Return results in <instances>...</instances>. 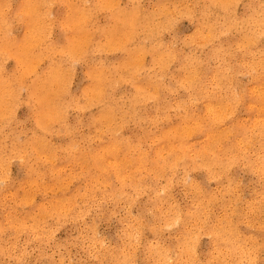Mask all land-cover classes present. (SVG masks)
<instances>
[{
  "label": "rangeland",
  "instance_id": "obj_1",
  "mask_svg": "<svg viewBox=\"0 0 264 264\" xmlns=\"http://www.w3.org/2000/svg\"><path fill=\"white\" fill-rule=\"evenodd\" d=\"M29 1V63L20 0L0 13V264H264V0ZM179 125L186 147L162 149ZM109 153L125 168H98Z\"/></svg>",
  "mask_w": 264,
  "mask_h": 264
},
{
  "label": "bare ground",
  "instance_id": "obj_2",
  "mask_svg": "<svg viewBox=\"0 0 264 264\" xmlns=\"http://www.w3.org/2000/svg\"><path fill=\"white\" fill-rule=\"evenodd\" d=\"M5 1L6 0H0V13H1V5H3L4 3H5ZM216 1H218V0H216ZM44 2V1H43ZM219 2V1H218ZM229 2V1H228ZM40 3V2H39ZM102 3V2H101ZM100 3V4H101ZM219 3H221V2H219ZM219 3H217L216 2V4H219ZM225 3V2H224ZM30 1L29 0H20V6H21V9H22V11L23 10H25L26 12L25 13H27V17H28V19L27 20H25L26 21V25H28V32L20 39V40H18V42H19V44L17 45L16 43H14V42H16L15 41V39H14V41H13V43H11V41H10V44H11V46H12V44H13V46H14V44H16L17 45V48H18V50H20L22 53L24 52V54H25V56H26V63H29L28 62V60L29 61H31L32 59H33V57L34 56H36V54H35V52L33 51V47H34V44H33V42H32V40L30 39V36L31 35H35V37L36 36H39V35H41L42 34V29L40 28V26H38L37 25V21H36V15L38 14H36V13H32L31 11H32V9L30 8ZM100 4H99V6H100ZM223 4V3H222ZM228 4V3H227ZM226 4V5H227ZM230 4V3H229ZM102 5V4H101ZM101 7V6H100ZM103 7H104V4H103ZM135 7V6H134ZM225 7V6H224ZM31 9V10H30ZM131 9H133V8H131ZM137 10V9H136ZM18 11L19 12H21V10H20V7L18 8ZM80 12L82 11V10H79ZM86 11H88V10H86ZM123 11V10H122ZM125 11H126V9H125ZM129 11H131V10H129ZM128 11V13L127 14H125V16L128 18V20H130L131 19V17L132 18H137V17H135L131 12H129ZM79 12V13H80ZM83 12V11H82ZM16 13H18V12H16ZM86 13V12H85ZM88 13H89V11H88ZM122 13V15H123V12H121ZM125 13V12H124ZM141 13V12H140ZM140 13H138V14H140ZM166 14V13H165ZM164 14V15H165ZM42 15V14H41ZM75 15V14H74ZM79 15V14H78ZM90 16V15H89ZM140 16V15H139ZM138 16V17H139ZM145 16V15H144ZM42 17V16H41ZM77 17V16H76ZM79 17H80V15H79ZM87 17V16H86ZM148 17V16H147ZM154 17V16H153ZM70 18V17H69ZM72 18V19H71ZM70 18V21L71 20H74L75 21V23H76V19H73V17H71ZM144 18V17H143ZM156 18V17H155ZM26 19V18H25ZM77 19H79V18H77ZM83 19V18H82ZM126 19V18H125ZM145 19V18H144ZM148 19V18H147ZM154 19V18H153ZM246 19V18H245ZM86 20H87V18H86ZM79 21V20H78ZM81 21V20H80ZM88 21V20H87ZM135 21V20H134ZM148 21V20H147ZM147 21H145V22H147ZM152 21V20H151ZM157 21V20H156ZM5 22V21H4ZM7 22V21H6ZM73 22V21H72ZM139 22V21H138ZM143 22V21H142ZM141 22V23H142ZM158 22V21H157ZM87 23V22H86ZM140 23V24H141ZM151 23V22H150ZM153 23V22H152ZM155 23V22H154ZM153 23V24H154ZM5 24V23H4ZM79 24H81V23H78V25ZM158 24V23H157ZM167 24V23H166ZM40 25V24H39ZM84 25V24H83ZM126 25H127V22H126ZM125 25V26H126ZM5 26H7V23H6V25ZM5 26H3V27H5ZM81 26V25H80ZM85 26V25H84ZM135 26H137V25H135ZM135 26H133V27H135ZM158 26V25H157ZM79 26H77L76 28H78ZM86 27V26H85ZM8 28V27H7ZM80 28V27H79ZM81 28H82V26H81ZM123 28V27H122ZM121 28V30H123ZM128 28H129V24H128ZM4 29V28H3ZM3 29H1V30H3ZM86 29V28H85ZM111 29H113V28H111ZM156 29H158V28H156ZM6 30V29H5ZM33 30V31H32ZM84 29L82 28V31H83ZM109 30V29H108ZM125 30H127V29H125ZM134 30V29H133ZM155 30V29H154ZM4 31V30H3ZM81 31V32H82ZM84 31H87V30H84ZM109 31H111V30H109ZM112 31H114V30H112ZM111 31V32H112ZM157 31V30H156ZM111 32H107V33H110V34H108L109 36L112 34ZM115 33H117V31H114ZM113 32V33H114ZM85 33V32H84ZM91 33V32H90ZM134 33H135V31H134ZM79 34V33H78ZM104 34H106V33H104ZM156 34V33H155ZM79 35H81V33L79 34ZM133 35V34H132ZM5 36H7V34L5 35ZM9 36V35H8ZM32 37V36H31ZM65 38H66V35L64 36ZM12 38V37H11ZM68 38V37H67ZM250 38V37H249ZM251 38H252V36H251ZM36 39V38H35ZM247 40H248V36H247ZM250 40V39H249ZM2 41V40H1ZM69 41V40H68ZM246 41V40H245ZM9 42V41H8ZM65 42H66V40H65ZM112 42V41H111ZM1 43V42H0ZM35 43V42H34ZM83 43V42H82ZM110 43V42H109ZM66 44V43H65ZM122 44V43H121ZM4 45V44H3ZM15 45V46H16ZM64 45V44H63ZM73 46L74 45V42H72V41H70V44H69V46L68 45H66V46H68V48L67 49H73V48H75L76 46H73V47H71V46ZM98 45V44H97ZM8 46H10V45H8ZM54 46V45H53ZM81 46H82V44H81ZM85 46V45H84ZM124 46V45H123ZM138 46H140V45H138ZM1 47H3V46H1ZM60 47V46H59ZM64 47H65V45H64ZM70 47V48H69ZM100 47H102V45L100 46ZM104 47V46H103ZM146 47V46H145ZM79 48H82V47H79ZM136 48H137V46H136ZM141 48V47H140ZM139 48V49H140ZM142 48H143V45H142ZM57 49V48H56ZM59 49V48H58ZM60 49H62V47H60ZM86 49V48H85ZM84 49V50H85ZM18 50H12L11 52H10V54L11 55H13V56H16V60H17V63L18 64H22L23 63V61H24V63L22 64V65H24V64H26L25 63V60H23L24 58L21 56L22 54L21 53H19V51ZM54 50V49H53ZM84 50L82 51V52H84ZM136 50V49H135ZM134 50V51H135ZM143 50V49H142ZM58 51V50H57ZM56 51V52H57ZM59 51H62V50H59ZM58 51V52H59ZM63 51H64V49H63ZM62 51V52H63ZM69 51V50H68ZM136 51H138V48H137V50ZM135 51V52H136ZM145 51V50H144ZM157 51H158V49H157ZM157 51H155V52H157ZM127 52V51H126ZM131 52H133V51H131ZM159 52H161V51H159ZM163 52V51H162ZM64 53V52H63ZM70 55L71 54H73L74 53V49L73 50H71V51H69L68 52ZM68 53L67 54H65V55H67L68 56ZM123 53H124V51H123ZM138 52H136L135 54H137ZM24 54H23V56H24ZM125 54V53H124ZM158 54V53H157ZM38 56V55H37ZM74 56V55H73ZM128 56H129V51H128ZM133 56V55H132ZM131 56V57H132ZM130 57V56H129ZM165 58H167V57H165ZM123 59V58H122ZM125 59V58H124ZM164 59V58H163ZM193 59V58H192ZM166 60V59H165ZM190 60V59H189ZM122 61V60H121ZM124 61V60H123ZM130 61H132V60H130ZM165 62V61H164ZM55 63V62H54ZM163 63V62H162ZM166 63V62H165ZM135 65V64H134ZM251 65V64H250ZM31 66V65H30ZM60 66L61 65H59V63L57 64H51V71H50V74H49V76H48V78L50 77V80H51V83H52V80H54L53 82H55V78L56 77H58L57 79H59L60 78V76L61 75H63V74H60V71H59V69H60ZM114 66V65H113ZM112 66V67H113ZM128 66V65H127ZM25 67H26V69H25ZM25 67L23 68V69H25V70H27V68H28V66L27 65H25ZM102 67V66H101ZM111 67V66H110ZM116 67V66H115ZM128 67H130V66H128ZM32 68V67H31ZM92 69V68H91ZM90 69V70H91ZM99 69V68H98ZM118 69H121V68H118ZM114 71H115V69H114ZM118 71V70H117ZM191 71V70H190ZM196 71H197V69H196ZM17 72V71H16ZM61 72H64V71H61ZM111 72V71H110ZM109 72V73H110ZM189 72V71H188ZM18 73V72H17ZM23 73V72H22ZM21 73V74H22ZM25 73V72H24ZM66 73V72H65ZM190 73V72H189ZM195 73V72H194ZM20 74V73H19ZM192 74V73H191ZM12 75V74H11ZM108 75H111V74H108ZM14 76V75H13ZM18 76V75H17ZM21 76V75H20ZM47 76V75H46ZM68 76V75H67ZM103 76V75H102ZM105 76V75H104ZM16 77V76H15ZM63 77V76H62ZM114 77V76H113ZM40 78V77H39ZM45 78H47V77H45ZM44 78V79H45ZM104 78H106V77H104ZM104 78H100V77H98V78H95V80H96V83H95V86H94V91H96V92H102L103 90H104V86H105V81H104ZM111 78V77H110ZM1 79V78H0ZM10 79H11V77H10ZM61 79H63V78H61ZM66 79V78H65ZM113 79V78H112ZM64 80V79H63ZM94 80V79H93ZM188 80V79H187ZM5 81V80H4ZM9 80H7V82H8ZM37 81H38V79H37ZM49 81V80H48ZM58 81H60V80H58ZM62 81V80H61ZM108 81V80H107ZM148 81V80H147ZM193 81H195L194 79H193ZM3 82V81H2ZM111 82V81H110ZM117 82H118V80H117ZM190 82H191V80H190ZM40 83H41V81H40ZM63 83V82H62ZM64 83H66V82H64ZM116 82H115V78H114V84H115ZM1 84V86H2V83H0ZM6 84V83H5ZM39 84V83H38ZM43 84L45 85V82H43ZM48 84V83H47ZM55 84H56V82H55ZM55 84L53 85V86H55ZM192 84H193V82H192ZM4 85V84H3ZM6 85H8V84H6ZM41 85H42V83H41ZM44 85H42V87H41V89H43V87H44V89H45V87H46V85L44 86ZM48 85H50V83L48 84ZM63 85V84H62ZM65 85V84H64ZM63 85V87H66V86H64ZM94 85V84H93ZM35 86H36V82H35ZM38 86H40V85H38ZM191 86V85H190ZM195 86V85H194ZM4 87V86H3ZM51 87H52V85H51ZM56 87V86H55ZM58 87H60V86H58ZM63 87H61V88H63ZM110 87V86H109ZM114 87V86H113ZM192 87V86H191ZM33 89H34V87H32ZM39 88V87H38ZM49 88V87H48ZM48 88L46 89L47 90V92H49V90H48ZM53 89H54V87H52ZM4 89V88H3ZM7 89V88H6ZM43 89V90H44ZM53 89H51V90H53ZM106 89H107V87H106ZM110 89V88H109ZM113 89V88H112ZM111 89V90H112ZM0 90H2V88L0 89ZM40 90V89H39ZM39 90H37V91H39ZM59 90H61V89H59ZM63 90V89H62ZM62 90H61V92H62ZM138 90H139V88H138ZM3 91V90H2ZM64 92L66 91V90H63ZM86 91V90H85ZM137 91V90H136ZM141 92L143 91V90H140ZM36 92V91H35ZM47 92H45V93H47ZM51 92V91H50ZM54 92H56V91H54ZM53 92V93H54ZM135 92V91H134ZM37 93H39V92H37ZM42 93H44L43 91H42ZM41 93V94H42ZM52 93V94H53ZM1 94H3V93H1ZM40 94V93H39ZM40 94V97H42V98H40L42 101L43 100H45L46 102H43V103H41L42 105H40L41 107H42V109L41 110H43V111H45V110H50V109H54V112H55V114H60L61 112H60V107L56 104V105H52V100H51V102H50V99L47 97V96H45V94H44V96L45 97H43L42 95ZM49 94V93H48ZM58 94H59V92H58ZM57 93H56V96L58 95ZM62 94V93H61ZM136 93H134V95H135ZM138 94V93H137ZM143 93H141V95H142ZM147 94V93H146ZM140 95V96H141ZM38 96V95H37ZM56 96H54V97H56ZM60 96V95H59ZM103 96H104V94H103ZM135 96H137V95H135ZM134 96V98H132L131 99V104H132V107L134 108L135 107V105H137V101L136 100H138V99H136L135 100V97ZM138 96H139V94H138ZM0 97H5L4 95H0ZM96 97H98V96H96ZM144 97V96H143ZM146 97V96H145ZM2 98H0L1 100H2ZM52 98V97H51ZM61 98V97H60ZM59 98V99H60ZM140 98V97H139ZM98 99V98H97ZM99 99H101V97L99 98ZM103 99H104V97H103ZM234 99H236V98H234ZM136 101V104L134 103L135 101ZM5 101V100H4ZM42 101H39V102H42ZM54 101L55 102H57L58 100H56V99H54ZM60 101V100H59ZM236 101V100H235ZM7 102V101H6ZM1 103V102H0ZM3 105V104H2ZM10 105V104H9ZM62 106V105H61ZM114 106V105H113ZM6 107V106H5ZM208 108H211V109H213V110H215L216 112H218V109H220V107H222L220 104H213V103H209L208 104V106H207ZM115 108V107H114ZM66 109V108H65ZM62 110H64V109H62ZM52 112V111H51ZM50 112V113H51ZM104 112V111H103ZM43 113H45V112H43ZM43 113H41V114H43ZM45 115V114H44ZM48 115V114H47ZM39 116H41V115H39ZM38 116V117H39ZM42 117V116H41ZM45 117V116H44ZM46 118H47V116H46ZM6 120V119H5ZM107 121L108 123H110V125L108 126V127H115L113 124V122H114V116H113V108H112V110L111 109H108V110H106V112L105 113H103L102 115L101 114H99L98 116H96L95 117V119H94V123L96 124V123H99V122H102L103 123V121ZM39 121V120H38ZM113 123V124H112ZM43 124V123H42ZM104 126V125H103ZM116 128V127H115ZM208 128H210V127H208ZM111 130H113V128L111 129ZM115 130V129H114ZM193 130L194 129H192V128H186V127H184V126H182V125H179V126H177L176 128H175V131H176V134H175V136L173 137V140L171 141V140H167L166 139V141L164 140L163 142H162V144H161V148L163 149V148H165V147H167V146H170V148H171V151H173L172 149H178V147L180 148V149H184L186 146H184V145H186V143L184 142V139H186L187 138V136H189L190 134H192V132H193ZM206 133V132H205ZM224 133V132H223ZM206 135V134H205ZM223 136V135H222ZM227 136V135H226ZM212 137V135H209V136H206V143H204V146L202 147V150L200 149V151H198L197 152V154L198 155H200V157H205V155L207 154L206 153V151H209V150H212V144H211V142H210V139L209 138H211ZM228 137V136H227ZM208 140V141H207ZM36 141V140H35ZM168 141H169V143H168ZM208 142H209V144L211 145V147L210 146H208ZM34 143V142H33ZM108 143V142H107ZM109 143H114V141L113 142H109ZM108 143V144H109ZM116 143V142H115ZM32 144V143H31ZM46 145V144H45ZM167 145V146H166ZM44 146V145H43ZM113 148V147H112ZM48 149V148H47ZM119 149V148H118ZM232 149V148H231ZM47 151V150H46ZM98 151V150H97ZM96 151V152H97ZM103 151V150H102ZM101 151V152H102ZM159 150H157V152H158ZM176 151V150H175ZM174 151V152H175ZM104 153V152H103ZM95 154H97V153H95ZM110 155H111V157H109V158H104L103 156H97V162H96V166L98 167V168H101L102 169V167L104 166H106V165H109L110 167H111V170L112 169H114L116 172H119V171H121V169H123V168H125L124 167V164H123V161H121V160H117V157H115L112 153H109ZM125 154V153H124ZM98 155V154H97ZM123 155V154H122ZM121 155V156H122ZM104 159H103V158ZM213 157V156H212ZM127 158V157H126ZM185 159V158H184ZM183 159V160H184ZM153 161L154 162H156V166H159V164H157L158 162H159V155H158V153L154 156V159H153ZM213 161V160H212ZM126 163V162H125ZM189 163V162H188ZM130 164V163H129ZM144 164H149V165H151V168L153 167L152 166V163L151 162H148V158H145V157H141L135 164H134V166L136 167V168H140V167H142V165H144ZM175 164V163H174ZM187 164V163H186ZM127 165H128V163H127ZM170 165V164H169ZM156 166H155V169H156ZM158 168V167H157ZM110 171V170H109ZM175 171V170H174ZM39 179V178H38ZM119 197V196H118ZM29 200V199H28ZM199 204V203H198ZM211 208V207H210ZM208 210V209H207ZM41 219V218H40ZM231 231L232 230H229V233H231ZM215 232V231H214ZM184 239H186L187 240V238L185 237ZM187 247V246H186ZM244 248V247H243ZM194 254V253H193Z\"/></svg>",
  "mask_w": 264,
  "mask_h": 264
}]
</instances>
